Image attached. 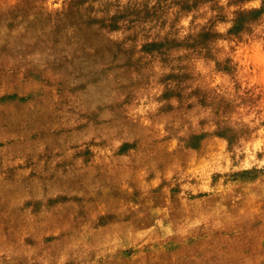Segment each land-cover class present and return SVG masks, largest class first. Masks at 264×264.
<instances>
[{"label": "rangeland", "instance_id": "obj_1", "mask_svg": "<svg viewBox=\"0 0 264 264\" xmlns=\"http://www.w3.org/2000/svg\"><path fill=\"white\" fill-rule=\"evenodd\" d=\"M0 264H264V0H0Z\"/></svg>", "mask_w": 264, "mask_h": 264}]
</instances>
